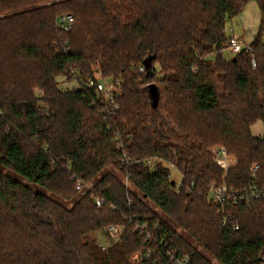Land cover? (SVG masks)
Here are the masks:
<instances>
[{
	"label": "trees",
	"instance_id": "16d2710c",
	"mask_svg": "<svg viewBox=\"0 0 264 264\" xmlns=\"http://www.w3.org/2000/svg\"><path fill=\"white\" fill-rule=\"evenodd\" d=\"M250 2L258 35L227 60ZM2 13L0 264H134L146 251L141 264H176L170 252L212 264L195 243L219 264H263L264 202L246 190L264 191L252 132H264V0H8ZM97 74L120 84L113 117L87 89ZM217 145L236 157L226 173ZM223 184L247 198L217 206ZM109 226L122 234L104 250L94 236Z\"/></svg>",
	"mask_w": 264,
	"mask_h": 264
},
{
	"label": "built area",
	"instance_id": "2783aa9c",
	"mask_svg": "<svg viewBox=\"0 0 264 264\" xmlns=\"http://www.w3.org/2000/svg\"><path fill=\"white\" fill-rule=\"evenodd\" d=\"M5 1L8 0H0V15H3V4ZM75 23V16L73 14H64L58 17L57 20V28H59L62 32H70L73 28V25ZM248 43L246 41L241 40L237 36L233 35L231 36L227 49L231 50L234 54H239L244 50V47L247 46ZM251 52V49H249ZM253 67L257 66V63L255 61V58H252ZM144 71V69H142ZM74 78L76 79L77 74L74 73ZM75 81V80H74ZM76 82V81H75ZM87 89L88 91H93V95L95 98L100 99V102L103 104H106L104 106V109L102 112L107 115L108 117H113L119 110V103H117L119 97V90L118 85L119 83L114 82H100L97 78L90 79L87 83ZM64 90V89H63ZM66 91V90H64ZM215 158L221 162L223 167L227 170L228 166L226 167L225 161L227 159V153L222 148L218 149L215 153ZM259 166H256L252 169V172L255 173L258 170ZM77 190L82 191L86 187L83 182L78 181ZM89 189L91 187H88ZM246 194L248 198L254 199L256 201L264 202V191L257 189L254 185H251L247 190ZM244 192H236L231 193L228 191V188L226 184L221 185V187L216 188L213 192L212 201L214 204H216L219 207H223L227 202H232L234 205L237 202H244L245 198H247ZM96 204L98 207H101L104 202L98 198L96 201ZM229 216V215H228ZM226 223V218L224 219V224ZM144 230H147V226L143 227ZM238 229V226L235 227V230ZM108 230L113 235H119V237L122 234V229L116 226H109ZM153 253L151 251H146L145 253H142L136 257V260H140L139 262H142L144 259H150L152 257ZM170 256L172 260L176 264H190L189 258H181L177 259L176 252H170ZM264 264V260H263Z\"/></svg>",
	"mask_w": 264,
	"mask_h": 264
},
{
	"label": "rangeland",
	"instance_id": "374dc122",
	"mask_svg": "<svg viewBox=\"0 0 264 264\" xmlns=\"http://www.w3.org/2000/svg\"><path fill=\"white\" fill-rule=\"evenodd\" d=\"M237 24H238V20L237 18H235L234 20H232V22L229 24V28H228V35L231 33V28L234 26L237 28ZM230 36V35H229ZM241 39V38H240ZM247 43V42H246ZM233 52L231 50H226L224 53V56L227 60H230V58L233 57ZM158 70V75L156 77V79L154 81H156L157 83H160L161 79H163V72H162V68L160 67L159 64H156L155 66ZM147 71V70H146ZM96 78L98 79V81L100 82H104V80L101 78V76L99 74L96 75ZM59 84L61 85V87L66 90V91H70V90H74L75 88L79 87V84H77V82H72L69 81V79H67L66 77H60L58 79ZM120 108V106H119ZM264 133V132H263ZM262 133V134H263ZM264 135V134H263ZM256 136V135H255ZM222 148L223 150L226 151L227 153V159L225 161L226 167L228 169L234 167L236 165V157L233 155H230L228 150H226V147L223 145H217V146H213L209 149L210 154L214 157L215 161L220 164V166L223 167V165L221 164V162H219L216 158H215V153L218 149ZM110 169V168H109ZM224 172L226 173L227 170L223 167ZM173 173H174V179L177 181V183H181V173L179 171H177L175 168L173 169ZM224 173V174H225ZM178 231L180 232L181 229H178ZM119 235H113L110 233V231L108 229L100 231L98 233L95 234L94 239H96V241H98V244L103 247V249H108L110 248V246H113L117 241H118ZM194 246H196L197 250L200 251V253L206 258L207 261L211 262L212 264H219L217 262V260L215 259V257L209 253L208 251L204 250L201 246L197 245L196 243L194 244ZM140 261V260H139ZM138 260H136V257L133 260L134 264H141V262H139Z\"/></svg>",
	"mask_w": 264,
	"mask_h": 264
},
{
	"label": "crops",
	"instance_id": "0c3cea01",
	"mask_svg": "<svg viewBox=\"0 0 264 264\" xmlns=\"http://www.w3.org/2000/svg\"><path fill=\"white\" fill-rule=\"evenodd\" d=\"M246 6L243 14L236 17L238 20L237 28L233 26L229 35H235L247 43H252L258 35L262 15L259 6L255 2H250ZM252 132L257 137H262L263 123L259 122L254 125Z\"/></svg>",
	"mask_w": 264,
	"mask_h": 264
}]
</instances>
